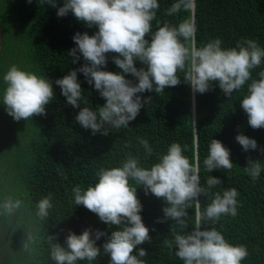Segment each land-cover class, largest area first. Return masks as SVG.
Returning <instances> with one entry per match:
<instances>
[{"label":"trees","instance_id":"obj_1","mask_svg":"<svg viewBox=\"0 0 264 264\" xmlns=\"http://www.w3.org/2000/svg\"><path fill=\"white\" fill-rule=\"evenodd\" d=\"M173 2L158 0L160 7L152 22L153 31L164 23L178 25L192 17L191 12L184 11L167 15ZM1 3L0 93L4 88L3 75L15 64L50 80L54 99L46 105V115L18 122L7 114L0 100V200L11 194L24 201V206L13 217L0 216V264H55L50 259L47 236H55L54 242L65 246L69 231L80 235L87 228L93 230V235L96 230L107 233L96 241V246L102 250L107 236L116 228L100 221L82 205H75L72 189L80 186L86 190L97 182L96 173L100 168L121 166L129 155L136 156L140 166L150 167L172 143H179L191 161L198 156L201 186L206 187L209 176L222 181L210 189L208 197L201 195L198 198L201 211L211 203L212 194H222L228 188L237 189L238 215L222 217L219 223L210 227L220 231L229 243L246 246L249 255L242 264H264V152L261 151L264 149V128L252 129L241 108L247 86L234 92L230 99L218 84H213L204 94L194 93L193 115L192 89L183 82V73H178L181 76L178 86L167 87L159 94L154 91L138 94L142 98L151 97V102L141 108L127 128H110L107 135L99 132L93 135L90 129L81 127L75 117L85 106L97 110L106 102L104 98L87 83L84 74L78 72L84 100L80 108H73L67 104L55 81L85 63L82 55L76 63L68 55L76 47L73 36L77 32L93 35L98 28H89L71 13L58 17L57 8L63 6V0H57V7L47 3L41 5L40 0L31 3L28 0H4ZM193 17L197 47L219 38L222 48L236 47L238 42L247 39L255 40L264 48V0H195ZM146 38L151 39L150 36ZM113 55H107L108 63L102 70L120 71L113 62ZM136 67L144 65L136 61ZM261 70H264V63L253 71V78H258L256 74ZM126 78L138 82L131 74H126ZM241 133L255 139L257 149L244 151L235 140ZM138 138L148 140L153 148L152 156H145ZM212 139L221 141L230 150L231 172L214 169L209 173L204 169L203 160ZM249 158L259 160L262 166L255 182L244 171ZM130 183L137 187L136 194L142 204L140 215L151 236V243L137 246L133 255H138V249L144 248L148 254L140 259L145 264H183L175 255V246L169 249L165 241L173 240L176 232L184 234L192 230L194 207L187 209L186 229L181 230L171 220L157 222L163 220L164 201L151 193L146 195L143 187L134 181ZM49 194L53 209L48 220L40 221L35 215V205ZM29 231L37 236L38 243L34 245V251L25 252L22 243ZM77 264L89 262L78 261ZM91 264H110V257L101 251Z\"/></svg>","mask_w":264,"mask_h":264},{"label":"clouds","instance_id":"obj_2","mask_svg":"<svg viewBox=\"0 0 264 264\" xmlns=\"http://www.w3.org/2000/svg\"><path fill=\"white\" fill-rule=\"evenodd\" d=\"M45 3L57 7V0H40L41 5ZM159 7L158 0H63V6L57 8L58 17L71 13L89 28H98L93 35L77 32L73 36L76 47L68 55L73 57V63L82 55L85 63L55 81L67 104L73 108H80L84 100L78 72L84 74L87 83L94 86L106 101L95 111L88 106L80 108L76 122L84 129H90L93 135L98 132L107 135L110 128H127L141 108L151 102V97L142 98L138 94L153 91L159 94L167 87L178 86L181 83L178 73H183V82L192 89L193 114L194 93L204 94L213 84H218L230 99L234 92L247 86L241 108L252 129L264 128V70L256 74L258 78L252 75L264 63V48L252 39L242 40L236 47L222 48L219 38L197 47L194 17L184 19L178 25L164 23L153 31L152 22L156 20ZM194 8L195 0H174L166 14L190 13ZM156 23L160 25V21ZM149 36L150 40L146 38ZM108 54H114L113 62L120 71L102 70L108 63ZM136 61L144 67L137 68ZM126 74H131L138 82L133 83ZM2 79L4 88L0 100L15 121L46 115V105L54 99L50 80L15 64L8 68ZM84 104H87L86 100ZM235 140L246 152L258 147L255 139L242 133ZM138 142L145 156H152L153 148L148 140L138 138ZM203 165L209 173L214 169L231 172L230 150L221 141L212 139ZM244 171L255 182L262 171L260 161L249 158ZM96 176L97 182L86 190L80 186L72 189L73 202L96 214L109 227L115 226L116 230L107 236L102 250L96 246V241L107 233L100 230L94 235L91 228L80 235L69 231L65 246L54 242L55 236L48 235L49 255L55 264H77L78 261L91 264L101 251L110 257V264H145L140 259L148 254L144 248L138 249V255L133 253L137 246L151 243L150 230L140 215L142 204L136 194L137 187L130 181L142 186L146 195L151 193L164 201V217L157 222L171 220L181 230L186 229L187 209L194 207L192 230L184 234L176 232L173 240L165 241L169 249L175 246V255L183 264H242L247 259L246 246L229 243L220 231L210 227L219 223L222 217L238 215L237 189L228 188L222 194H212L211 203L201 211L198 198L201 195L208 197L210 189L222 181L209 176L206 187L201 186L198 156L191 161L179 143H172L150 167L140 166V160L129 155L121 166L100 168ZM23 206L22 199L6 195L0 200V216L11 218ZM51 209L53 202L49 194L35 205L37 219L48 220ZM37 243V236L29 231L22 248L25 252H32Z\"/></svg>","mask_w":264,"mask_h":264},{"label":"rangeland","instance_id":"obj_3","mask_svg":"<svg viewBox=\"0 0 264 264\" xmlns=\"http://www.w3.org/2000/svg\"><path fill=\"white\" fill-rule=\"evenodd\" d=\"M4 1V0H0V4H2L1 2ZM1 20H0V25H1ZM1 41H2V31L0 29V47H1ZM7 61L11 62V59H8ZM1 262V261H0Z\"/></svg>","mask_w":264,"mask_h":264},{"label":"water","instance_id":"obj_4","mask_svg":"<svg viewBox=\"0 0 264 264\" xmlns=\"http://www.w3.org/2000/svg\"><path fill=\"white\" fill-rule=\"evenodd\" d=\"M193 12H194V10L191 12L192 13V17H193ZM193 110H194V94H193Z\"/></svg>","mask_w":264,"mask_h":264}]
</instances>
